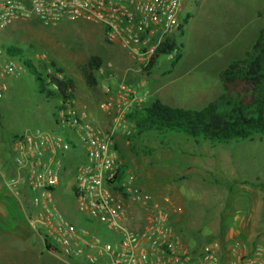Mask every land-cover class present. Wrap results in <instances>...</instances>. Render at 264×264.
Returning a JSON list of instances; mask_svg holds the SVG:
<instances>
[{"label":"rangeland","instance_id":"rangeland-1","mask_svg":"<svg viewBox=\"0 0 264 264\" xmlns=\"http://www.w3.org/2000/svg\"><path fill=\"white\" fill-rule=\"evenodd\" d=\"M185 10L190 18L183 33L175 36L180 46L178 62L173 63L176 52L159 56L144 77L145 87L150 101L158 98L170 107L200 110L223 92L219 72L230 61L242 58L264 28V0H194ZM0 44L19 48L26 57L46 53L73 80L80 104L91 107L102 101L101 90L109 82L96 71V86L85 84L81 68L87 58L99 55L103 64L112 61L119 74L129 65L123 49L105 44L99 26L82 19L47 27L35 19L16 21L0 32ZM208 84L215 86L214 91L195 94L194 88ZM4 85L0 99V264H82L47 251L3 188L4 178L12 175L9 139L26 131H55L58 102L39 92L35 77L27 71L6 78ZM162 86L165 96L155 93ZM230 92L246 95L247 86L235 83ZM118 143L135 186L154 201L169 200L170 217L185 246H219L220 239L236 228L245 236L226 239V246L238 240L254 241L264 232V190L260 187L264 186V134L211 144L170 131L135 132Z\"/></svg>","mask_w":264,"mask_h":264},{"label":"built area","instance_id":"built-area-1","mask_svg":"<svg viewBox=\"0 0 264 264\" xmlns=\"http://www.w3.org/2000/svg\"><path fill=\"white\" fill-rule=\"evenodd\" d=\"M192 1L0 0V32L16 21L35 19L47 27L87 20L99 26L105 44L121 47L130 59L121 74L112 61L97 70L109 80L102 88L105 127L75 99L57 100L55 131L9 139L12 175L3 188L47 251L82 264H264V233L252 242L234 241L225 252L216 244L185 246L171 224L169 200L154 201L136 187L118 152V142L136 132L130 115L150 103L147 67L166 39L180 34ZM6 49L0 44V99L6 78L28 72L24 60L50 90L64 80L46 53L26 57Z\"/></svg>","mask_w":264,"mask_h":264},{"label":"trees","instance_id":"trees-1","mask_svg":"<svg viewBox=\"0 0 264 264\" xmlns=\"http://www.w3.org/2000/svg\"><path fill=\"white\" fill-rule=\"evenodd\" d=\"M189 18V14L183 17L180 34ZM6 47L9 55L22 53L19 48ZM179 47L174 37L166 39L151 59L147 74L161 55L176 52L173 63L177 62L180 58ZM23 62L28 72L35 77L39 92L44 93L47 98L61 101L75 99V85L71 78L65 75L64 80L58 81L57 89L50 90L32 62L30 60ZM51 64L54 65V62ZM102 64L103 60L99 55H91L82 66V75L88 87L96 86L95 72ZM59 70L63 72L61 68ZM219 81L223 92L200 110L170 107L158 99L150 101L142 111H135L130 115L136 132L141 134L170 131L192 139H202L211 144L247 140L254 135L264 134V28L258 32L250 50L245 52L242 58L230 61L219 73ZM235 83L247 86L246 95L230 92V87ZM260 187L264 190V186Z\"/></svg>","mask_w":264,"mask_h":264},{"label":"crops","instance_id":"crops-1","mask_svg":"<svg viewBox=\"0 0 264 264\" xmlns=\"http://www.w3.org/2000/svg\"><path fill=\"white\" fill-rule=\"evenodd\" d=\"M185 14H189L188 13V11H186L185 10ZM189 20V19H188ZM183 29H184V27H183ZM183 33V32H182ZM121 48V47H120ZM127 57H128V55H127ZM128 60H129V64H130V59H129V57H128ZM178 62V61H177ZM177 62H175L174 64H176ZM173 64V65H174ZM116 65V64H115ZM129 66V65H128ZM128 66H126L125 68H127ZM116 67L119 69V70H121L122 68L121 67H119V66H117L116 65ZM125 68H123V69H125ZM222 71V70H221ZM220 71V72H221ZM219 72V73H220ZM151 73V72H150ZM149 76H150V74H149ZM105 77V76H104ZM218 81H219V74H218ZM106 79V78H105ZM108 82H109V80H107ZM219 85H220V81H219ZM213 88H215V86L214 85H211V84H208V85H204V87L202 88V89H199V90H197L196 88H194V90H195V94L196 95H201V96H203V95H206L207 93H210V92H212V91H214V89ZM163 86L162 87H160V88H157L156 90H155V93H157L159 96H165L164 94V92H163ZM156 94V95H157ZM101 96H102V101H103V93H102V90H101ZM159 96H157V97H159ZM156 99H158V98H156ZM102 101H100L99 102V105H98V103L96 104V102H93L94 104H91L92 105V107L90 106V104L89 103H83V104H80V102H79V100L77 99V94H76V89H75V103H76V106L78 107V108H81V107H85L87 110H88V112L96 119V121H97V124L100 126V127H105L107 124H108V121H107V116L103 113V111L101 110V103H102ZM152 101V100H151ZM162 103H164V102H162ZM64 196L62 195V192L58 195V198L59 199H61L62 200V198H63ZM236 217H239V216H236ZM170 220H171V224H172V226L174 227V223H173V220L171 219V217H170ZM235 225V224H234ZM233 225V226H234ZM239 228H236V231H233V232H236V233H233V232H227L226 233V236H223L221 239H220V245L218 246L219 247V249H220V251H222V252H225V250L227 249V247L228 246H226L225 245V240L226 239H234V238H241V237H244L245 235L242 233V232H240V231H237ZM252 242V241H251Z\"/></svg>","mask_w":264,"mask_h":264}]
</instances>
